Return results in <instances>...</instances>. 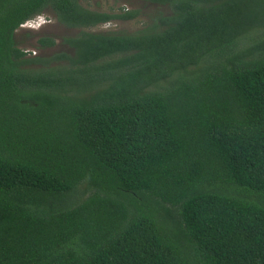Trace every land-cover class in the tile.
<instances>
[{
  "label": "trees",
  "instance_id": "trees-1",
  "mask_svg": "<svg viewBox=\"0 0 264 264\" xmlns=\"http://www.w3.org/2000/svg\"><path fill=\"white\" fill-rule=\"evenodd\" d=\"M146 1L115 34L137 13L0 0V264H264V0ZM49 9L73 53L29 59Z\"/></svg>",
  "mask_w": 264,
  "mask_h": 264
},
{
  "label": "rangeland",
  "instance_id": "rangeland-1",
  "mask_svg": "<svg viewBox=\"0 0 264 264\" xmlns=\"http://www.w3.org/2000/svg\"><path fill=\"white\" fill-rule=\"evenodd\" d=\"M82 5L94 11L105 13L136 12L137 18L130 21H115L101 25L86 31L94 33H115V34H136L149 29L157 24V16L168 15L169 11L158 8L146 0H82ZM81 32L78 29H70L60 24L55 13L49 9L43 15L36 17L29 23L28 27L18 30L16 40L19 47L27 53L29 59H46L60 52L73 53V50L66 45L65 40L76 37ZM264 36V33H262ZM51 38L56 42L53 48H43L40 40ZM251 41H246L250 44ZM234 52V51H233ZM231 57V52H222V56L213 57L208 60L209 64L225 62Z\"/></svg>",
  "mask_w": 264,
  "mask_h": 264
},
{
  "label": "clouds",
  "instance_id": "clouds-1",
  "mask_svg": "<svg viewBox=\"0 0 264 264\" xmlns=\"http://www.w3.org/2000/svg\"><path fill=\"white\" fill-rule=\"evenodd\" d=\"M31 22H32V21L28 22V23L25 25V27H28L29 23H31Z\"/></svg>",
  "mask_w": 264,
  "mask_h": 264
}]
</instances>
